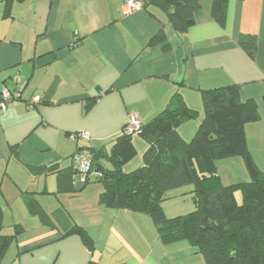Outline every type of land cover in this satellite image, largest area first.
<instances>
[{"label":"crops","instance_id":"0c3cea01","mask_svg":"<svg viewBox=\"0 0 264 264\" xmlns=\"http://www.w3.org/2000/svg\"><path fill=\"white\" fill-rule=\"evenodd\" d=\"M125 2L0 0V89L20 92L0 110L3 232L15 236L4 264H207L187 240L163 243L147 213L106 207L102 182L76 190L80 177L71 174L81 145L109 153L131 114L144 124L176 92L198 111L178 127L186 140L204 118L203 89L237 84L242 100H256L261 118L245 126L247 158L264 172V0H229L224 26L212 0H200L184 33L159 6L124 13ZM161 30L167 47L150 43ZM241 34L257 36L254 58ZM80 131L89 139L73 137ZM132 141L126 171L143 165L148 147L140 133ZM247 158H230L226 179L218 166L224 184L252 180ZM73 225L88 231L92 249L78 233L62 236Z\"/></svg>","mask_w":264,"mask_h":264},{"label":"trees","instance_id":"16d2710c","mask_svg":"<svg viewBox=\"0 0 264 264\" xmlns=\"http://www.w3.org/2000/svg\"><path fill=\"white\" fill-rule=\"evenodd\" d=\"M142 1L143 8L153 4L166 11L178 33L195 25V13L201 8L200 0ZM228 4L229 0H212L211 15L222 26L226 23ZM165 41V32L161 30L150 43L167 47ZM238 43L255 57L256 35L241 34ZM202 99L204 118L190 140L181 136L178 127L195 118L198 111L189 107L179 92L154 118L141 122L139 133L148 147L143 165L133 171L124 170V165L136 155L132 141L136 133L127 134L123 128L109 153L82 145L91 155L93 170L103 173L101 178L87 182L103 183L100 201L106 207L147 213L163 243L187 240L207 264H264V172L257 168L256 179L226 185L216 163L219 159L250 156L245 126L260 120L258 103L253 98L242 100L237 84L203 89ZM102 159L113 166V171L105 168ZM73 168L71 174L78 175L74 164ZM186 186L190 187L193 209L186 214L167 215L163 202ZM238 192L242 194L241 203L236 197ZM29 204L33 210L38 209L34 201ZM3 229L0 206V264H4L15 237L5 234ZM73 233L80 234L86 246L93 248V239L82 226L73 225L62 236ZM90 264L97 262L92 260Z\"/></svg>","mask_w":264,"mask_h":264},{"label":"built area","instance_id":"2783aa9c","mask_svg":"<svg viewBox=\"0 0 264 264\" xmlns=\"http://www.w3.org/2000/svg\"><path fill=\"white\" fill-rule=\"evenodd\" d=\"M143 8L142 0H126L124 5V13H130L131 11L140 10ZM20 97L18 90H12L6 86L0 89V110H5L9 104L15 99ZM41 101L40 97L35 96L29 102L28 107L33 108L36 104ZM141 127V121L136 114H131L129 121L124 127L127 134L139 133ZM73 137L79 141L89 139V134L86 131H80L73 134ZM79 151L73 156V164L78 171L80 180L92 181L96 178H101L103 173L101 171H94L91 161V155L89 151L84 149V146L79 147Z\"/></svg>","mask_w":264,"mask_h":264},{"label":"rangeland","instance_id":"374dc122","mask_svg":"<svg viewBox=\"0 0 264 264\" xmlns=\"http://www.w3.org/2000/svg\"><path fill=\"white\" fill-rule=\"evenodd\" d=\"M142 158H143V154H142ZM229 159L230 158H227V161H221L217 163V166H219V170L221 171L222 175H224L225 177L224 179H226L227 175H230V170H228L229 167L226 166L227 165L226 162H230ZM236 197H238L237 198L238 202L241 203L242 194L237 193ZM163 206L166 210L167 215L176 216V215L189 213L193 209V200H192L189 190L185 188L178 195L172 198L166 199L163 202Z\"/></svg>","mask_w":264,"mask_h":264},{"label":"water","instance_id":"95a60500","mask_svg":"<svg viewBox=\"0 0 264 264\" xmlns=\"http://www.w3.org/2000/svg\"><path fill=\"white\" fill-rule=\"evenodd\" d=\"M247 162H248V166H249V169H250L252 178L253 179H256L257 178V175H258L257 168L252 163V161L250 160V158H247ZM101 163L105 166V168L108 171H113V169H114L113 166L106 159H102L101 160ZM84 183H85V181H82V180L78 181L77 186H76V190H80L82 188V186L84 185Z\"/></svg>","mask_w":264,"mask_h":264}]
</instances>
